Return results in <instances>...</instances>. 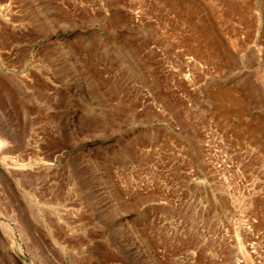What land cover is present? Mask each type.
<instances>
[{"label": "rangeland", "instance_id": "rangeland-1", "mask_svg": "<svg viewBox=\"0 0 264 264\" xmlns=\"http://www.w3.org/2000/svg\"><path fill=\"white\" fill-rule=\"evenodd\" d=\"M0 137V264H264V0H0Z\"/></svg>", "mask_w": 264, "mask_h": 264}, {"label": "bare ground", "instance_id": "bare-ground-1", "mask_svg": "<svg viewBox=\"0 0 264 264\" xmlns=\"http://www.w3.org/2000/svg\"><path fill=\"white\" fill-rule=\"evenodd\" d=\"M1 81H3V79ZM3 142H4V139L0 137V151H1V147L3 145ZM7 231L9 232L10 236H12L14 233L12 226H10L8 224H7Z\"/></svg>", "mask_w": 264, "mask_h": 264}]
</instances>
